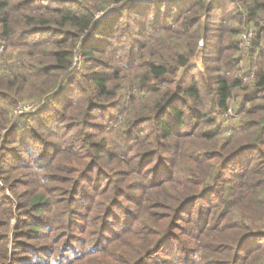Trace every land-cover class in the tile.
<instances>
[{
    "label": "trees",
    "instance_id": "16d2710c",
    "mask_svg": "<svg viewBox=\"0 0 264 264\" xmlns=\"http://www.w3.org/2000/svg\"><path fill=\"white\" fill-rule=\"evenodd\" d=\"M208 1L124 0L96 17L77 0H0V46L29 57L0 77V264H252L264 251V0H230L218 23L227 4ZM226 19L257 29L246 57ZM199 36L201 71L188 67ZM76 54L85 69L62 84ZM242 63L257 72L241 135L202 131ZM24 88L46 97L11 119Z\"/></svg>",
    "mask_w": 264,
    "mask_h": 264
},
{
    "label": "rangeland",
    "instance_id": "374dc122",
    "mask_svg": "<svg viewBox=\"0 0 264 264\" xmlns=\"http://www.w3.org/2000/svg\"><path fill=\"white\" fill-rule=\"evenodd\" d=\"M77 1H79L84 6H87V5L93 6V8H95V10L93 11V13H94L93 15L98 17V16L102 15L104 12H107L111 9H114V8L120 6L124 0H120L118 2H114V1H110V0H77ZM208 2L209 1L206 0L205 3H208ZM222 2H223L222 6L224 4H227V5L222 10L216 11L217 16H216L215 23L219 22L218 18L220 19L222 17L221 19H223L226 17V16L223 17L224 15H226L227 13H231V12L235 11V7L231 6L229 3L230 0H224ZM117 3H119V4H117ZM223 22H225V23L221 26L220 32H224V30L227 27L237 29L239 31L237 36L234 37V40L237 43H239V51H236V53H234L235 54L234 58L237 59L238 57L239 58L246 57V55H245L247 52L246 49L251 44L248 46V44H246L244 42L241 45V42H240V39H242L241 36H243V34L249 33V31H256L257 29L251 23H246L245 21H241V20L230 21V20L226 19ZM224 35L227 38L230 37V34H228V33H224ZM254 35L255 34L253 32L252 38L254 37ZM30 40H35V38H31ZM209 41L212 45L215 43L214 40H209ZM76 47L78 48V44ZM203 48H204V40L202 37L199 36V38L197 40V46H196L195 54L189 60L190 65H188V67L195 65L197 70L201 71L203 69V63H202L203 62L202 61ZM212 50H210L211 53H212ZM7 51L4 50L3 47L0 46V77L4 76V78L10 76L11 72L13 70H17L20 65H23L21 58H25L27 60L29 59V57L27 55H24V54H26V51H24V53L23 52L20 53V50H16V49L12 50L8 53H7ZM211 53H207L206 56L213 57ZM240 55H243V56H240ZM29 56L31 57V55H29ZM243 59H245V58H243ZM244 61L245 60H243V62ZM240 66H241L240 70H237V71L235 70L234 72L232 71L229 74L230 76H228L229 78L236 76L237 80L238 81L241 80V81L239 82L240 84L234 89L233 95L228 102V111L225 113L224 112L221 113V115L219 116V125H217V122H216L215 124H213L211 126L204 124L202 126L200 125L201 128L199 127L200 129H202V131H210V130L216 129L219 126L220 132L222 134L220 137L221 139H234V138L241 135V132L239 130V125H240V122L242 120H244V118H245L244 113H242L240 110V105L242 102V94L244 92L243 89L245 87H247L248 85H250V83L253 79L254 73H256L257 70H256V68H252V67L250 69V68H248L249 65L243 64V63ZM20 69L22 70L23 68H20ZM84 69H85V63H84L82 56L79 54H76L72 60V67L70 68V70L67 71L68 75L66 74V76L61 79L62 84L68 79V76L70 74H74L75 72L80 71V70H84ZM233 73H234V75H233ZM252 74H253V76H252ZM32 94L33 93H31L30 90L26 89V88H24V90L21 93L17 94L18 101H17V104L13 105L10 108L9 118L15 120V119H17V117L19 115H22V114H18V111H17L19 105H27L30 103H34L37 106L36 110H38V107L41 104L42 99L44 97H46V95L32 96ZM3 107H6V104H3ZM57 109H58V111H60V108H57ZM129 109H130V106L125 105V111H128ZM34 112H32V113H34ZM28 114H30V113H28ZM118 117L120 120V115ZM34 128L36 130H38L36 127H34ZM113 131L114 130L110 129L107 132H104L102 134V136L105 137L106 139H108L109 141H111V139L113 138V134H114ZM3 132L4 131H1V134H3ZM31 144H34V143L28 142L27 139H25L23 141V147H26L28 149L30 148L31 150H34L30 146ZM25 158H26V156H25ZM14 172L15 173L10 174L11 178L28 180V178L30 176V174L24 175V173H26V172H23L20 170H17ZM43 173H45V172H43ZM43 173H42V175H44ZM31 177L37 182V185H39L40 182L38 181L37 175L35 176L32 173ZM39 178L41 179L42 177L40 176ZM0 185H2L1 182H0ZM20 189H23V188L21 187ZM258 216H260V214H258ZM235 218L236 219H242V216L240 214H236ZM16 223H17V219H16V216L14 214L12 217L9 218L8 235H11V232L14 229ZM261 228H263V227L261 226ZM3 232H4L3 230L0 231V233H3ZM215 235H216L215 233L211 235L213 237V239H214ZM209 257L210 258L216 257L215 254L213 253V251L211 253H209ZM252 264H264V251H260V253H258L253 258Z\"/></svg>",
    "mask_w": 264,
    "mask_h": 264
},
{
    "label": "built area",
    "instance_id": "2783aa9c",
    "mask_svg": "<svg viewBox=\"0 0 264 264\" xmlns=\"http://www.w3.org/2000/svg\"><path fill=\"white\" fill-rule=\"evenodd\" d=\"M253 32L254 31H249V33L243 34V36H241L242 39H240L241 44H243L245 42L249 46L252 42ZM36 108H37V106L34 103H30L27 105H19L17 111H18V114H27V113L34 112L36 110Z\"/></svg>",
    "mask_w": 264,
    "mask_h": 264
},
{
    "label": "crops",
    "instance_id": "0c3cea01",
    "mask_svg": "<svg viewBox=\"0 0 264 264\" xmlns=\"http://www.w3.org/2000/svg\"><path fill=\"white\" fill-rule=\"evenodd\" d=\"M190 65V64H189Z\"/></svg>",
    "mask_w": 264,
    "mask_h": 264
}]
</instances>
